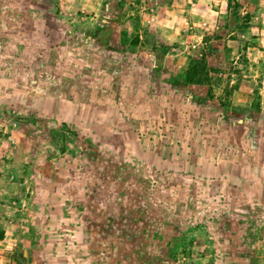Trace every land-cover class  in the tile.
Wrapping results in <instances>:
<instances>
[{
  "label": "rangeland",
  "instance_id": "1",
  "mask_svg": "<svg viewBox=\"0 0 264 264\" xmlns=\"http://www.w3.org/2000/svg\"><path fill=\"white\" fill-rule=\"evenodd\" d=\"M0 264H264V0H0Z\"/></svg>",
  "mask_w": 264,
  "mask_h": 264
},
{
  "label": "trees",
  "instance_id": "2",
  "mask_svg": "<svg viewBox=\"0 0 264 264\" xmlns=\"http://www.w3.org/2000/svg\"><path fill=\"white\" fill-rule=\"evenodd\" d=\"M186 73H187V74L190 73V69H188ZM151 222H152V221H151ZM19 255H20L21 258H24V257H25L24 250H21L20 253H19Z\"/></svg>",
  "mask_w": 264,
  "mask_h": 264
}]
</instances>
